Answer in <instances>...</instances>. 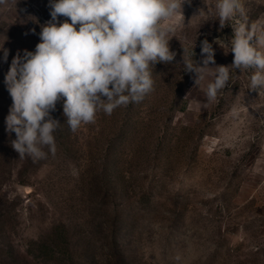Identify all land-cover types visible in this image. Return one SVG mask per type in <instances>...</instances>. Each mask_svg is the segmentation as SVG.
<instances>
[{"label": "rangeland", "instance_id": "rangeland-1", "mask_svg": "<svg viewBox=\"0 0 264 264\" xmlns=\"http://www.w3.org/2000/svg\"><path fill=\"white\" fill-rule=\"evenodd\" d=\"M206 3L182 5L184 25L169 41L176 56L155 65L142 102L73 132L58 101L56 153L37 162L11 146L4 80L17 53L41 42L50 0L0 9V264H264V91L248 90L250 73L237 69L203 107L207 81L196 86L183 69V46L195 41L199 66L205 39L209 67L234 58L216 43L232 28L194 17ZM244 3L250 21L264 19V0Z\"/></svg>", "mask_w": 264, "mask_h": 264}, {"label": "clouds", "instance_id": "clouds-1", "mask_svg": "<svg viewBox=\"0 0 264 264\" xmlns=\"http://www.w3.org/2000/svg\"><path fill=\"white\" fill-rule=\"evenodd\" d=\"M191 0H50L51 20L42 26L35 51L24 50L12 59L5 85L13 101L6 130L15 133L12 148L20 159L33 162L56 153L54 133L60 122L51 115L63 100V114L71 131L95 123L102 111L111 115L120 107L140 103L154 90L157 63H171L176 53L169 41L184 25L182 5ZM206 3V0H205ZM194 17L218 20L220 29L233 30L228 43L217 40L230 65H215L207 39L203 66L192 59L195 41L184 47L183 69L195 73V85L204 88L207 107L236 76L248 72V90L264 91V19L250 21L244 0H214ZM9 0H0L6 9ZM67 17L60 23L58 17ZM77 25L79 27L77 28ZM196 40V39H195ZM4 43V42H3ZM7 61L8 50L3 49ZM234 115L236 114L234 110Z\"/></svg>", "mask_w": 264, "mask_h": 264}]
</instances>
